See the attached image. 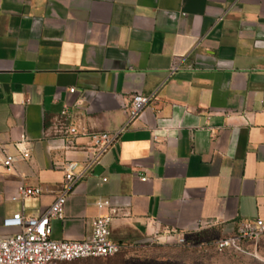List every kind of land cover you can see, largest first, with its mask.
Wrapping results in <instances>:
<instances>
[{"label": "crops", "instance_id": "obj_1", "mask_svg": "<svg viewBox=\"0 0 264 264\" xmlns=\"http://www.w3.org/2000/svg\"><path fill=\"white\" fill-rule=\"evenodd\" d=\"M159 88L68 197L52 239L86 240L113 214L131 256L173 233L220 240L264 221V0H0V144L16 154L25 135L30 153L0 168V237L17 232L4 219L52 205L62 166L93 154L88 133L119 129L132 97ZM20 186L45 194L13 201Z\"/></svg>", "mask_w": 264, "mask_h": 264}, {"label": "built area", "instance_id": "obj_2", "mask_svg": "<svg viewBox=\"0 0 264 264\" xmlns=\"http://www.w3.org/2000/svg\"><path fill=\"white\" fill-rule=\"evenodd\" d=\"M178 70L174 65L172 72ZM160 88L152 96L136 94L132 97L129 106L125 109L126 121L113 132L88 133L93 154L82 165L76 162H66L62 167L65 173L58 196L52 205L40 216H25L17 212L12 217L4 219L3 226L17 230L16 233L0 237V264H78L80 261L91 259H109L118 256L122 246L113 241L111 224L113 214L100 216L92 221L91 233L83 241H56L52 239V222L63 219L68 197L76 186L99 163L101 158L110 151L119 137L126 132L140 117L147 105ZM74 92V89L71 90ZM66 113V112H64ZM69 133L78 135L75 128ZM27 137L14 144L16 154L11 153L10 145L0 144V168L11 172L18 160L30 159V153L25 147ZM146 180V178H143ZM45 191L41 187L20 186L13 201H24L27 198L41 197ZM109 200L99 201V209L110 207ZM178 244L186 243V238L178 233L170 234ZM264 237V221H244L240 224L234 236L220 239L217 250L223 252L228 249L241 250L244 243L257 244Z\"/></svg>", "mask_w": 264, "mask_h": 264}, {"label": "rangeland", "instance_id": "obj_3", "mask_svg": "<svg viewBox=\"0 0 264 264\" xmlns=\"http://www.w3.org/2000/svg\"><path fill=\"white\" fill-rule=\"evenodd\" d=\"M218 239L201 234L184 244L171 242L140 244L131 249V256L119 254L112 264H264V237L257 243H244L241 250H217Z\"/></svg>", "mask_w": 264, "mask_h": 264}]
</instances>
